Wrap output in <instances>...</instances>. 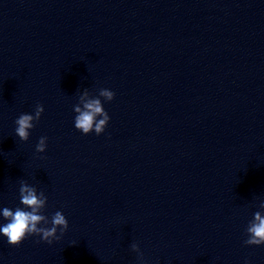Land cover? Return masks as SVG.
<instances>
[{
    "label": "water",
    "instance_id": "1",
    "mask_svg": "<svg viewBox=\"0 0 264 264\" xmlns=\"http://www.w3.org/2000/svg\"><path fill=\"white\" fill-rule=\"evenodd\" d=\"M101 88L111 119L83 134L73 106ZM23 182L69 227L0 236V264H264L244 243L264 215V0H0V206Z\"/></svg>",
    "mask_w": 264,
    "mask_h": 264
},
{
    "label": "clouds",
    "instance_id": "2",
    "mask_svg": "<svg viewBox=\"0 0 264 264\" xmlns=\"http://www.w3.org/2000/svg\"><path fill=\"white\" fill-rule=\"evenodd\" d=\"M115 92L109 88H101L99 95L89 97L85 89L81 93V104L73 106L74 127L83 134L94 132L100 135L105 131L111 117L104 107L103 100L111 101ZM44 112L43 104H36L33 112H22L15 119V134L21 140H28L30 129L35 127ZM48 137L42 135L36 144V151L45 152ZM48 196L38 190L36 185L23 182L19 188V203L13 208L0 206V236L6 238L10 245H19L29 236H38L40 240L51 244L59 240L69 227V221L63 210L58 209L49 216L46 212ZM246 245H264V215L256 212L245 229ZM133 249L137 245H132ZM244 264H251L245 258Z\"/></svg>",
    "mask_w": 264,
    "mask_h": 264
}]
</instances>
